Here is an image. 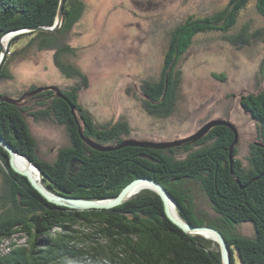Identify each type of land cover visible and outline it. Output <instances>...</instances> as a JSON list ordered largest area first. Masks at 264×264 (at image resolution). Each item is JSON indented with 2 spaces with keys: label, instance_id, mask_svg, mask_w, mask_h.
<instances>
[{
  "label": "trees",
  "instance_id": "16d2710c",
  "mask_svg": "<svg viewBox=\"0 0 264 264\" xmlns=\"http://www.w3.org/2000/svg\"><path fill=\"white\" fill-rule=\"evenodd\" d=\"M59 1L0 0V38L11 31L53 26ZM248 2L231 0L213 15L190 16L175 27L165 52L162 75L157 81H144L141 86L143 107L149 115L163 119L174 111L179 85L176 68L197 35L218 32L234 44L248 42L247 29L236 28ZM256 3L258 14L264 17V0ZM84 12L82 0H65L60 29L14 37L2 63L0 80L11 79L10 62L29 57L31 47L38 52L53 51L54 65L60 74L77 81L62 93L75 107L84 136L101 145L118 146L123 137L131 134L129 125L125 121L96 124L91 113L79 103V93L88 85L87 78L63 60L65 55H75L76 48L67 41ZM22 40L25 42L20 51L19 46L13 51V46ZM261 72L264 74L263 68ZM36 98L43 100L38 105L45 109L31 115L37 120L51 118L63 125L70 139V145L58 151L56 160L48 162L38 157L36 141L23 115L27 108L0 102V136L33 161L48 191L70 198L104 200L117 196L133 180L151 178L174 199L182 220L221 232L232 252V264L234 250L240 264H264V147L251 146L249 168L243 167L239 159L234 160L231 168L229 148L234 136L229 128L218 126L205 138L183 148L128 146L101 152L81 139L66 101L54 97L53 92ZM240 105L256 121L258 138L264 146V89L242 96ZM237 143L238 140L233 156L238 154ZM182 152L189 153L179 158ZM73 160L76 163L71 165ZM0 165V242L16 234L28 235L30 242L29 248L10 245L11 250L0 254V264H222L218 245L181 231L165 216L162 199L153 192L143 191L112 210L68 209L49 203L25 177L15 173L2 147ZM190 181L199 184L218 214L216 220L206 222V217L195 211L194 198L185 188ZM243 223L253 224V238L238 232L237 227Z\"/></svg>",
  "mask_w": 264,
  "mask_h": 264
},
{
  "label": "rangeland",
  "instance_id": "374dc122",
  "mask_svg": "<svg viewBox=\"0 0 264 264\" xmlns=\"http://www.w3.org/2000/svg\"><path fill=\"white\" fill-rule=\"evenodd\" d=\"M230 1L82 0L85 12L67 41L76 48L75 55L63 56L65 62L73 64L87 78L88 85L80 91L79 103L91 113L98 125L125 121L131 134L123 137L124 140L180 141L210 121L227 120L238 133V154H232V160L239 159L243 167L249 168L247 157H250L251 146L261 144V140L256 121L241 107L240 99L264 89V74L261 72L262 68L264 70V17L257 12L256 0H249L236 26L247 29L246 44L229 42L228 36L218 32L199 34L194 38L176 68L179 85L175 108L170 116L159 119L149 115L143 107L142 83L157 81L162 75L165 52L175 27L190 16L203 18L213 15ZM259 31L261 33L257 34ZM11 32L0 38V48L6 53L11 49V40L20 33L18 30ZM8 36L11 38L4 44V38ZM23 42L25 40L15 44L12 50L19 46L17 50L20 51ZM28 52L29 57H18L10 62L11 79L0 80V94L20 98L21 108L28 109L23 115L36 141L38 157L54 162L58 151L70 145L69 136L65 127L53 119L37 120L31 115L45 108L38 105L43 101L36 98L40 93L34 96L28 93L48 86L65 90L77 81L60 74L54 65L53 51L38 52L31 47ZM214 75L222 78L217 79ZM188 153H180L179 158H185ZM16 164L19 168L29 166L20 158H16ZM2 177L0 165V184ZM185 188L194 198L198 215L205 216L206 222L216 220L218 214L199 184L190 181ZM144 189L136 195L143 191L153 192ZM237 229L247 238L255 235L252 223H243ZM28 238L26 234H16L12 239L3 240L0 242V254L11 250L12 244L29 248ZM234 261L240 264L235 250Z\"/></svg>",
  "mask_w": 264,
  "mask_h": 264
},
{
  "label": "water",
  "instance_id": "95a60500",
  "mask_svg": "<svg viewBox=\"0 0 264 264\" xmlns=\"http://www.w3.org/2000/svg\"><path fill=\"white\" fill-rule=\"evenodd\" d=\"M65 0H60L57 13H56V19L53 26L50 28H44V27H35L33 29H21L18 30L21 33H29L33 32L35 30L38 31H45L47 33H53L60 29L63 22V5ZM27 31V32H22ZM12 32L6 33L4 36L10 34ZM3 37V36H2ZM6 52L3 48H1V58L3 59L1 61L0 59V69L2 67V63L5 60ZM46 91H52L55 93V96L61 99H64L70 109L71 113L75 117V122L78 127V133L81 139L86 142L90 147L101 151V152H109V151H115L118 149H121L123 147H142V148H151V149H173L181 147L182 145L186 144H193L199 140H201L206 134H208L213 128L218 126H224L229 128L234 136V142L230 146L229 149V164L232 168L233 160H232V154L234 147L236 146V142L238 140V133L236 128L228 121L225 120H213L208 123H206L204 126L200 128L195 134L191 135L187 139L180 140V141H174V142H143L138 140H129L126 139L122 142V144L118 146H105L101 145L94 140L90 139L89 137H85L83 135V131L81 128V125L78 121V117L75 114V107L66 99V97L63 95L61 90L58 87L51 86L46 88H41L38 90H35L31 93H28L30 96L37 95L38 93H43ZM27 94V93H26ZM0 102H6L13 105H19L21 104L20 99H13L8 96H4L0 94ZM258 147H264L262 144L257 143ZM0 147H2L9 155V165L12 168V170L25 177L29 183L33 186V188L42 195L49 203H52L54 205L67 207L69 209H75V210H112L118 206L123 205L126 201H128V198L133 197L140 189L144 188V190H151L155 192L157 195L160 196L163 202L164 206V214L165 216L174 224L176 225L181 231H183L186 234L190 235H199L203 236L207 239H210L217 243L220 250V256H221V263L222 264H232L231 260V251L230 248L221 234L220 231L217 229L210 227V226H195L191 225L184 220L181 219V217L178 215V213L174 214L172 208H176V203L174 199L171 197V195L168 193V191L157 181L151 179V178H139L136 180L131 181L128 185H126L121 192L114 198L110 199H104V200H83L79 198H70L61 196L59 194H53L49 192L43 184L38 180L40 173V170L37 169L36 165L30 160V158L20 155L18 152H16L8 143L5 142V140L0 136ZM20 157L23 158L30 166L34 167V169L37 171V176L33 175L28 169H21L17 167V164L15 163L16 158ZM76 162L73 160L71 161V165H74ZM177 212V211H176ZM207 233L210 237L205 236Z\"/></svg>",
  "mask_w": 264,
  "mask_h": 264
},
{
  "label": "clouds",
  "instance_id": "9594fccd",
  "mask_svg": "<svg viewBox=\"0 0 264 264\" xmlns=\"http://www.w3.org/2000/svg\"><path fill=\"white\" fill-rule=\"evenodd\" d=\"M48 87H51V86H48ZM43 88H46V87H43ZM61 90V89H60ZM50 92H52V91H50ZM61 92H62V90H61ZM45 93V92H44ZM54 93V92H53ZM41 94V93H40ZM64 95V94H63ZM38 96V95H37ZM54 97H56L55 96V93H54ZM58 98V97H57ZM18 99H20V98H18ZM64 100V99H63ZM65 101V100H64ZM68 104V103H67ZM18 106H20V105H18ZM21 107V106H20ZM72 114V113H71ZM75 114H76V116H77V113H76V110H75ZM73 115V114H72ZM74 117V116H73ZM78 117V116H77ZM74 119H75V117H74ZM78 119V121H79V118H77ZM79 123H80V121H79ZM81 125V124H80ZM82 128V127H81ZM82 131H83V129H82ZM84 135V134H83ZM91 139V138H90ZM126 140V139H125ZM6 142V141H5ZM7 143V142H6ZM105 146H107V145H105ZM109 146H115V145H109ZM179 148V147H178ZM173 149H176V148H173ZM16 151V150H15ZM17 152V151H16ZM19 153V152H18ZM36 153H37V150H36ZM20 155H22V156H25V155H23V154H21V153H19ZM25 157H27V156H25ZM29 158V157H28ZM8 160H9V155H8ZM31 160V159H30ZM37 167V166H36ZM37 169H39L38 167H37ZM41 173V172H40ZM41 175V174H40ZM39 175V176H40ZM139 179V178H138ZM38 180L41 182V180L39 179V177H38ZM42 183V182H41ZM44 186V185H43ZM50 192V191H49ZM52 193V192H51ZM54 194V193H53ZM140 194V193H139ZM135 196H137L136 194L133 196V197H135ZM132 198V197H131ZM110 199V198H109ZM127 202V201H126ZM176 203V202H175ZM56 206H58V205H56ZM60 207H62V206H60ZM67 208V207H66ZM176 211H177V206H176ZM178 213V212H177ZM179 215V214H178ZM186 234V233H185ZM203 237V236H202ZM205 238V237H204ZM217 244V243H216ZM218 248H219V246H218ZM231 251V250H230ZM219 252H220V250H219ZM6 253V252H5ZM231 260H232V252H231Z\"/></svg>",
  "mask_w": 264,
  "mask_h": 264
},
{
  "label": "bare ground",
  "instance_id": "6f19581e",
  "mask_svg": "<svg viewBox=\"0 0 264 264\" xmlns=\"http://www.w3.org/2000/svg\"><path fill=\"white\" fill-rule=\"evenodd\" d=\"M11 37L10 36H8V37H6V38H4V41H3V43L5 44L7 41H9V39H10ZM8 44V43H7ZM6 57V56H5ZM36 76V75H35ZM36 79V78H35ZM76 123V122H75ZM77 125V124H76ZM17 158H20V157H17ZM20 159H23V158H20ZM24 160V159H23ZM15 163H16V161H15ZM28 164V163H27ZM29 165V164H28ZM31 166L29 165V166H27V167H25V168H21V169H28L29 171H30V168ZM32 171V172H31ZM31 173L33 174V175H36L37 176V171L36 170H34L32 167H31ZM129 199H131V198H128V200ZM69 209V208H68ZM172 210H173V213L174 214H176L177 212H176V209L173 207L172 208ZM205 236H209L207 233H206V235Z\"/></svg>",
  "mask_w": 264,
  "mask_h": 264
}]
</instances>
